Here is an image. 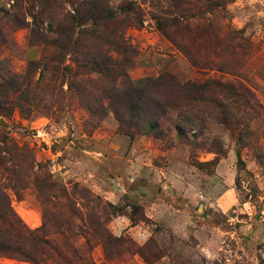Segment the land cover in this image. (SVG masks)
Here are the masks:
<instances>
[{
  "label": "rangeland",
  "instance_id": "obj_1",
  "mask_svg": "<svg viewBox=\"0 0 264 264\" xmlns=\"http://www.w3.org/2000/svg\"><path fill=\"white\" fill-rule=\"evenodd\" d=\"M214 1L0 0V230L37 259L0 264H264V0Z\"/></svg>",
  "mask_w": 264,
  "mask_h": 264
},
{
  "label": "trees",
  "instance_id": "obj_2",
  "mask_svg": "<svg viewBox=\"0 0 264 264\" xmlns=\"http://www.w3.org/2000/svg\"><path fill=\"white\" fill-rule=\"evenodd\" d=\"M91 3V11L92 12H98V9L100 8L99 6H102L104 0H87ZM175 1V11L178 15H180L181 17H185L186 14L185 12L187 11L186 9H184L183 7V2H181V0H173ZM177 1V2H176ZM209 5H210V13H212V11L217 9V6H219V3H216L214 0H207ZM181 2V4H180ZM99 7V8H98ZM216 7V8H215ZM134 11L133 6L131 5H127L125 7L122 8V15H116V14H110L109 16V23L111 25H116L117 27H115L117 29V31H120L119 29H125L127 27L133 26L136 24V22L138 20L134 19V17H131V12ZM189 12V11H188ZM98 21V18H95ZM169 19L166 20V24L168 23ZM121 27V28H120ZM159 29H161V31H163L165 33L166 36L170 37L168 31H166V27L164 25V23L161 21H159ZM116 31V32H117ZM104 35H101V38H103ZM172 38V37H171ZM173 39V38H172ZM173 41L175 43L176 40L173 39ZM115 45V44H113ZM177 46L179 48H181L188 56H190V52H187L186 50H184L182 48V46H180L177 43ZM115 49L116 51L120 52V53H125V48H122L121 46H117L115 45ZM62 48V47H61ZM62 50H64L62 48ZM98 50H100L98 48ZM78 51V50H77ZM88 55H90V52H86ZM89 62L90 63H94L96 65V67H98L100 74L104 77V79H109L110 76L115 77L117 75V72L115 71L114 68H110V64L109 62L112 61V58L105 54L104 55V59L102 60V62L100 63V61L96 58L92 59L89 58ZM119 74V72H118ZM142 83V82H141ZM16 84L15 79H11L9 81V86L10 87H14ZM148 89V85H143V86H133V88H131L130 90H127L126 92H120L119 94H136L134 96H136V99L133 101H128V103L130 104L131 110H136L140 112H143V115H146L145 113L148 111L146 107H144L141 103H142V96H144V94H146ZM115 90V88L113 89ZM117 92V91H115ZM115 94V93H114ZM117 98V105L114 104V106L116 105V112L119 113L121 112V108L123 107L122 103H121V99L119 101V96L116 97ZM119 111V112H118ZM152 124V128L151 130H158L159 129V125L156 122H151ZM3 150H5V152L10 155L12 152L15 151V149L13 148H4ZM0 153H2L0 151ZM7 156H4V159L6 160ZM3 159V158H2ZM3 160V161H5ZM44 188H46L47 184L45 182L44 184ZM51 186L53 185H48L49 188H51ZM16 216L13 213V210L11 208L10 202H9V198L8 196L3 193L2 191H0V223H2L3 225H8L10 227H14L15 229L17 228V223L19 222V219L15 220ZM134 221V220H133ZM94 228V234L96 236H98L99 238H101L104 243L106 241V237H110L109 234H107V231L103 230V226H101V223L97 222L93 224ZM0 254L3 256H8L11 258H18L20 260H24V261H29V262H37V259L29 252L28 249H26L25 244H21L18 240H16L15 238H11V235H7L6 233H4L2 230H0Z\"/></svg>",
  "mask_w": 264,
  "mask_h": 264
}]
</instances>
